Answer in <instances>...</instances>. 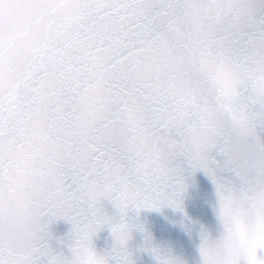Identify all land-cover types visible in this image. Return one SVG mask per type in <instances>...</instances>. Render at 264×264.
Instances as JSON below:
<instances>
[{"label":"snow or ice","instance_id":"obj_1","mask_svg":"<svg viewBox=\"0 0 264 264\" xmlns=\"http://www.w3.org/2000/svg\"><path fill=\"white\" fill-rule=\"evenodd\" d=\"M258 64L264 0H0V264H75L105 227L104 264H134L131 209H182L199 169L222 199L264 179ZM241 125L258 148L235 147ZM13 205L25 240L5 235Z\"/></svg>","mask_w":264,"mask_h":264},{"label":"clouds","instance_id":"obj_2","mask_svg":"<svg viewBox=\"0 0 264 264\" xmlns=\"http://www.w3.org/2000/svg\"><path fill=\"white\" fill-rule=\"evenodd\" d=\"M264 66L256 65V71ZM220 114L217 115V119ZM211 136L208 129H195L191 133L193 146ZM256 149L260 141L250 143L246 125H241L235 137V147ZM216 213L220 223L218 234L205 232L200 243L201 264H264V179H256L244 189L226 186L223 199L216 190ZM13 215L6 216L3 225L5 235L12 240H25L34 216L31 211H20L12 206ZM162 257H179L161 251ZM75 264H104L107 252L96 248L94 252L81 249L71 258ZM157 264L160 262L157 260Z\"/></svg>","mask_w":264,"mask_h":264},{"label":"water","instance_id":"obj_3","mask_svg":"<svg viewBox=\"0 0 264 264\" xmlns=\"http://www.w3.org/2000/svg\"><path fill=\"white\" fill-rule=\"evenodd\" d=\"M216 185L212 178L199 169L188 176L187 187L182 194L183 208L170 205L161 208L131 209L128 219L133 227V235L128 242L134 264H157L154 252L145 245L167 251L179 257L184 264H201L200 243L205 232L218 234L220 223L216 213ZM109 212L119 215L111 202L106 201ZM71 225L60 220L54 225L57 236L66 234ZM113 236L105 227L95 237V247L110 251Z\"/></svg>","mask_w":264,"mask_h":264}]
</instances>
